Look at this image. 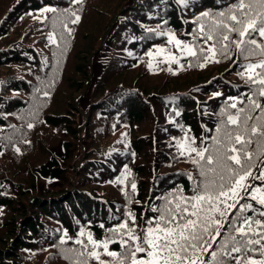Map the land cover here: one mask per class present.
<instances>
[{
	"label": "trees",
	"instance_id": "16d2710c",
	"mask_svg": "<svg viewBox=\"0 0 264 264\" xmlns=\"http://www.w3.org/2000/svg\"><path fill=\"white\" fill-rule=\"evenodd\" d=\"M230 2L0 0V264H69L60 249L79 248L76 239L87 242L91 232L103 240L130 222L129 212L139 232L160 197L177 188L192 194L188 173L200 177L177 142L210 141L221 109L247 103L249 86L237 74L247 61L233 46L231 59L203 68L187 56L164 63L157 48L180 54L156 33L192 41L197 16ZM44 7L80 17L65 33L62 55L47 41L54 14L36 18ZM110 249L122 250L119 243Z\"/></svg>",
	"mask_w": 264,
	"mask_h": 264
},
{
	"label": "snow or ice",
	"instance_id": "6c2138e0",
	"mask_svg": "<svg viewBox=\"0 0 264 264\" xmlns=\"http://www.w3.org/2000/svg\"><path fill=\"white\" fill-rule=\"evenodd\" d=\"M70 3L82 4L83 0ZM177 3L188 7L189 0ZM45 13L54 14L48 21V43L57 49L61 43L66 47L65 33L71 36L69 25L77 23L79 15L71 8L44 7L36 18L47 20ZM194 23L198 27L189 42L171 30L156 33L167 36L179 57L166 47L157 48L155 55H162L164 63L176 64L181 57H193L196 66L203 68L209 62L220 63L218 57L231 59L234 46L238 60L247 61L239 64L242 70L237 73L249 86L247 103L237 99L221 109L222 119L210 141L197 146L195 137L185 136L177 142L179 155L195 166L200 177L188 173L193 180L191 195L177 188L160 197L161 204L150 208L156 216L139 232L129 212L130 222L110 229L111 234L103 240L94 239L91 232L86 235L87 242L76 239L79 248L60 249L69 264H264V58L256 59L264 57V0H232L224 10L200 13ZM43 63L47 65V57ZM43 94L48 95L46 91ZM126 179L127 175L117 183ZM131 190L136 191L134 182ZM249 211L252 215L246 214ZM79 235L85 237L83 231ZM112 243H119L122 250H111ZM104 256L111 259H102Z\"/></svg>",
	"mask_w": 264,
	"mask_h": 264
},
{
	"label": "rangeland",
	"instance_id": "374dc122",
	"mask_svg": "<svg viewBox=\"0 0 264 264\" xmlns=\"http://www.w3.org/2000/svg\"><path fill=\"white\" fill-rule=\"evenodd\" d=\"M99 68H100V67H96V69H95V74L98 72Z\"/></svg>",
	"mask_w": 264,
	"mask_h": 264
}]
</instances>
